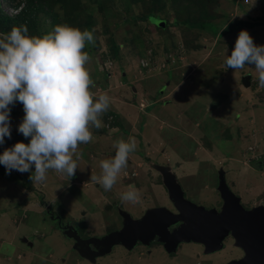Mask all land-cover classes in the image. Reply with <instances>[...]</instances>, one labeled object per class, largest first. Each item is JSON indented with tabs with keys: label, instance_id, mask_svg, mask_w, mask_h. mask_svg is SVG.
I'll use <instances>...</instances> for the list:
<instances>
[{
	"label": "rangeland",
	"instance_id": "rangeland-1",
	"mask_svg": "<svg viewBox=\"0 0 264 264\" xmlns=\"http://www.w3.org/2000/svg\"><path fill=\"white\" fill-rule=\"evenodd\" d=\"M0 1L8 16L20 13L25 2ZM12 1L20 3L18 8L13 9ZM36 13L31 35L41 36L64 23L93 33L94 43L84 49L91 57L86 65L94 81L91 91L96 96L107 93L110 107L102 116L103 126L91 129L92 142L79 146L83 154L76 161L79 181L74 175L49 170L42 187L29 178L34 165L29 172L12 170L10 174L0 165V264H24L17 260L20 254L33 261L40 247L67 261L74 255L69 242L49 236L41 220L44 215L36 216L40 208L33 201L43 198L25 192L37 189L36 194L45 196L44 205L51 202L56 213L59 206L71 207L74 189L83 188V181L91 178L88 168L113 157V145L119 138L134 137L137 142L136 151L129 155L127 181L139 184L140 197H145L142 208L165 200L160 186L163 178L156 167L175 177L183 199L193 206L219 214L223 208L221 182L244 210L264 207V88L259 86L254 65L237 70L225 66L241 30L256 45H264V0H68L48 2ZM201 22L205 23L203 29L191 25ZM174 49L175 58L168 63ZM9 107L11 136L4 138L0 154L30 139L18 131L23 105L17 101ZM126 176L122 170L117 178L122 186ZM57 187L67 193L56 198ZM99 190L106 203H116L114 211L118 212L116 190L112 201L101 186ZM124 203L130 209L133 206ZM103 212L114 213L110 209ZM97 223L93 232L101 235L99 227L107 222ZM183 224L178 220L170 228ZM22 238L33 248L23 244ZM220 244V250L206 255L203 243L182 242L170 254L163 248L145 262L136 260L140 250L136 247L131 255L125 252L129 259L117 251L109 262L227 264L243 258L231 235Z\"/></svg>",
	"mask_w": 264,
	"mask_h": 264
},
{
	"label": "clouds",
	"instance_id": "clouds-1",
	"mask_svg": "<svg viewBox=\"0 0 264 264\" xmlns=\"http://www.w3.org/2000/svg\"><path fill=\"white\" fill-rule=\"evenodd\" d=\"M94 43L93 33L66 23L55 25L41 36L29 35L26 25L13 26L0 38V145L10 133V105L19 101L24 116L18 131L30 138L15 143L0 154V165L29 172L30 180L46 181L49 170L72 177L76 161L82 157L81 144L92 142V128L100 129L102 116L110 107L107 93L96 96L94 81L86 68L91 57L84 51ZM174 58V57H172ZM171 63V62H170ZM254 65L258 82L264 88V45H256L241 30L225 61L226 68L243 69ZM115 155L100 161V175L91 179L105 191L112 190L129 155L137 149L134 137L114 142ZM121 200L137 203L140 191L128 185Z\"/></svg>",
	"mask_w": 264,
	"mask_h": 264
},
{
	"label": "water",
	"instance_id": "water-1",
	"mask_svg": "<svg viewBox=\"0 0 264 264\" xmlns=\"http://www.w3.org/2000/svg\"><path fill=\"white\" fill-rule=\"evenodd\" d=\"M156 168L162 174L163 185L177 214L165 208H156L148 210L141 219L132 220L129 215L120 212L123 228L102 238L82 240L76 231L72 234L67 232L66 237L73 240V248L82 258L93 263V258L104 256L116 245L130 251L137 242L148 246L154 238L168 254L174 251L178 243L200 242L205 245L207 255L220 250L222 240L231 235L244 256L227 264H264V207L244 210L221 182L219 191L223 208L219 214L193 206L183 199L175 177L165 169ZM178 220L184 224L169 233L167 229ZM70 228L67 226L64 230Z\"/></svg>",
	"mask_w": 264,
	"mask_h": 264
},
{
	"label": "crops",
	"instance_id": "crops-1",
	"mask_svg": "<svg viewBox=\"0 0 264 264\" xmlns=\"http://www.w3.org/2000/svg\"><path fill=\"white\" fill-rule=\"evenodd\" d=\"M103 154H107V153H103ZM114 155L115 154H113V156ZM128 164H130V160H128ZM128 166L130 167V165H128ZM78 170H79V168L77 166V169H76V172H75L74 176L78 174V172H79ZM88 170L90 172V177H92L93 175L98 176V175H100V172H101L100 164H98L96 166H93V167H89ZM82 175H81V177H82ZM78 176H75L76 177L75 180L79 181L80 179H79ZM89 179H91V178H88L87 180L85 178L86 181H83V182H85L83 188H80V186H79V187L74 189V196H73L74 200H73L72 206L71 207L63 206L62 208L59 206L57 213L63 212L65 214L70 215V217L76 219L77 221L82 220L84 222V224H85V227H86L85 231H86V233L89 234V236H92L91 238H96V237H94L95 232H93V229H95L96 226L93 227V225H96L95 223H97V222H101L102 224L107 222V224H103V225H101L99 227L100 230L102 229L101 231H103V233L101 235H98L99 237L100 236L104 237V236H106V235H108L110 233H113V232H116V231H120L123 228V218L121 217L120 212L129 215L132 220H139V219H141L144 216V215L143 216L140 215L142 207L138 204L139 202L138 203H133V206L130 209V206H128L127 204L125 205V203H124L125 201L121 200L120 195L124 191H126V187L122 186V184H120V182L117 181L116 184L113 186L112 190L106 192V194H107V196L109 198V201H112L110 199V197L113 196V193H112L113 190L114 189L116 190V192L118 194L117 202L118 201L120 202V203L118 202V204H120V207L122 208V209L120 208L119 211L117 212V211H114L116 203L113 202V203H111V205L109 203H106L107 200H106L105 195L103 194L104 196H102V194L99 193L100 185L98 183L94 182L93 180L89 181ZM78 181H76V182H78ZM40 184L42 185V187L45 186L44 182H42ZM92 186L94 187V189H93ZM66 187H67V185H66ZM37 191L38 190L35 189L34 192L33 191L25 192L26 196L27 195L30 196V197L31 196H34V197L37 196V198L38 197L39 198H43V200H41V201L40 200L39 201L38 200L37 201H33V203L35 205L39 206V208H40V212L38 210V212H36V216H38L40 214L44 215V217L41 220H42V224L43 225L46 224V226L48 228L49 236L57 237V239H59V240H61V238H63L64 240L69 242L70 239L65 237L64 234H60L59 231L56 230L58 227L54 226L55 224H53L52 222H50L46 218V216H45V214L43 212L44 211V206H45L44 203L46 202L44 200L45 196H41L40 194H36ZM64 191L62 192L57 187L56 198L59 197L61 194H66L67 193L66 189ZM87 191L89 193H87ZM86 197H89L87 202H86ZM83 206H85V208ZM49 207L50 208L52 207V209H53V205L51 204V202H49ZM107 209L113 210L114 213L111 212V213H113V215L112 214H110V216H108L107 214L104 215L103 211L107 210ZM89 212L92 214V215H90V218L88 217V213ZM38 223H41V222H38ZM111 227H112V229L110 231H108L109 228H111ZM114 227H118V228L116 229ZM21 242L23 244H25L28 248H33V244L29 243L28 239L22 238ZM43 246L44 245H42V247ZM135 248H136V246L132 250L128 251L124 247L116 245V246L112 247L110 252L105 254L104 256L93 258L94 262L92 263L89 260L82 258L80 256V254L78 253V251H76L73 248V246L71 245V243H70L69 244V249L74 253V255H72L68 261H67V259L58 258L55 254H53L51 252L45 253L47 251H45V249L44 248L42 249L41 247L39 249L35 250L34 254H36V255H33L34 256L33 261H31V260H30V262L27 261L25 259V257H23V258L21 257V254L17 256V260H20L19 263H24V264L25 263L26 264H69L72 261H74V264H110L109 257L114 255L113 252H117V251H118L117 253L121 252L122 254H124L123 257L125 258L126 257L125 255H127V254H125V252H129L130 255H131ZM139 249L140 250L138 251L139 253L136 256V260L137 261H142V262H145L146 259H149V257H151L154 252H158L159 253L160 250H163L161 246H153L152 248H150V252L148 254H146L145 250L142 247H139ZM93 250H94V247H93ZM129 257L130 256H128L126 258L129 259ZM76 258H79V260H76ZM124 261H125V259H124ZM127 262L128 261H126V263ZM118 263L122 264V262H120L119 259L115 260L111 264H118ZM158 263L161 264L160 262H158ZM149 264H157V263L156 262H149Z\"/></svg>",
	"mask_w": 264,
	"mask_h": 264
},
{
	"label": "flooded vegetation",
	"instance_id": "flooded-vegetation-1",
	"mask_svg": "<svg viewBox=\"0 0 264 264\" xmlns=\"http://www.w3.org/2000/svg\"><path fill=\"white\" fill-rule=\"evenodd\" d=\"M129 171V167H127L125 169V171L123 170L124 174H126V185H124L126 187V190H127V187L128 185H135V187L138 189V185L136 183H132V182H129L127 181V179H130V175L129 173L127 172ZM150 172V170H148ZM148 172V173H149ZM134 176H136L137 174L136 173H133ZM159 178L162 180V175L161 173L158 174ZM119 181V180H117ZM160 186H161V189L163 190L164 192V198L165 200L163 201H159L157 202L156 204H153V205H150V206H145L144 208L141 209V212H140V215H144L148 210H152V209H156V208H165L167 211L171 212L172 214H177V211L175 209V207L173 206V204L169 201V197H168V192H167V189L165 188V186L163 185V183L161 182L160 183ZM141 190V188H140ZM161 194V193H159ZM163 196V195H162ZM145 197H140V201H139V205L142 203L141 200H144ZM146 205V204H145ZM46 208V209H45ZM44 213H45V216L46 218L52 222L53 224H55L54 226H57L58 228L56 230L59 231L60 234H64V236L66 237V233L69 232L70 234H72L74 231L77 232V235L82 239V240H87V239H90L92 236H89L88 233H86L85 229V224L82 220L80 221H77L76 219L70 217V215L68 214H65L63 212L61 213H56V212H52L53 210H51V208L48 206H44ZM55 211V210H54ZM72 227L70 228L71 230H67L65 231V227ZM114 228H118V227H114ZM115 229V230H116ZM167 231H169V233H171L173 230L172 228H168ZM94 237L96 238H101L102 236H98V235H94ZM69 242L71 243V245L73 246L74 242L73 240H69ZM153 246H161L162 249H163V245L158 243L157 242V238H154L153 241H151L149 243L148 246H145V245H142L141 243L137 242L136 244V247H142L144 250H145V253L148 254L150 252V248H152ZM91 249L92 246H91Z\"/></svg>",
	"mask_w": 264,
	"mask_h": 264
},
{
	"label": "trees",
	"instance_id": "trees-1",
	"mask_svg": "<svg viewBox=\"0 0 264 264\" xmlns=\"http://www.w3.org/2000/svg\"><path fill=\"white\" fill-rule=\"evenodd\" d=\"M57 1L65 2L68 0H25L22 9H20V13H18L15 16H8L0 7V33L4 35L10 32L13 26L26 25L28 28V33L31 35L30 31L34 32L35 30V23L37 19L36 11L38 9H41L43 6L47 5L48 2L55 3ZM13 3L14 2L12 1L11 2L12 7L18 8L20 3L15 4V5ZM150 15L153 16L154 14L150 13ZM212 18L213 17L211 16L208 19H212ZM186 23H188L187 20H186ZM191 25L198 26L200 29H203L205 27V23L203 22H201L200 24L192 23ZM115 50L116 48L114 47L113 51ZM176 52L177 50L175 49L170 52L169 58L167 59L168 63L171 62L172 57L175 58Z\"/></svg>",
	"mask_w": 264,
	"mask_h": 264
},
{
	"label": "built area",
	"instance_id": "built-area-1",
	"mask_svg": "<svg viewBox=\"0 0 264 264\" xmlns=\"http://www.w3.org/2000/svg\"><path fill=\"white\" fill-rule=\"evenodd\" d=\"M1 2V1H0ZM13 9H16V8H13ZM12 10V9H11ZM172 62H173V59H172Z\"/></svg>",
	"mask_w": 264,
	"mask_h": 264
}]
</instances>
